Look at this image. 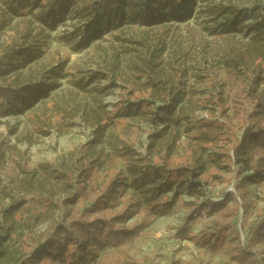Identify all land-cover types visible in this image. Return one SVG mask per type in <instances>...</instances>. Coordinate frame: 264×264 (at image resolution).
I'll return each mask as SVG.
<instances>
[{
    "label": "rangeland",
    "instance_id": "1",
    "mask_svg": "<svg viewBox=\"0 0 264 264\" xmlns=\"http://www.w3.org/2000/svg\"><path fill=\"white\" fill-rule=\"evenodd\" d=\"M96 1L26 0L15 10L0 0V84L26 90L0 113V142L7 159L29 168L19 172L21 189L0 175V264L21 258L13 232L43 233L61 211H74L77 185L95 191L100 213L129 215L125 228L151 218L134 240L89 264H231L234 239H214L203 213L191 236H176L194 203L235 193L239 180L232 150L226 155L225 66L207 48H188L189 29L211 42L233 21L226 34L249 43L264 0H188L182 17L151 24L134 21L128 7L123 19L104 22ZM179 165L194 168L197 191L186 190L184 172H164ZM152 169L162 175L149 200L150 185L133 178ZM248 187L245 230L264 213V190ZM166 198L169 208L158 212ZM34 208L41 216L27 221Z\"/></svg>",
    "mask_w": 264,
    "mask_h": 264
},
{
    "label": "trees",
    "instance_id": "2",
    "mask_svg": "<svg viewBox=\"0 0 264 264\" xmlns=\"http://www.w3.org/2000/svg\"><path fill=\"white\" fill-rule=\"evenodd\" d=\"M23 1L26 0H11L10 7L22 9L25 5ZM95 3L96 9H101L100 18L104 22L123 19L127 7L134 21L147 24L164 20L167 16L182 17L190 11L188 0H98ZM257 17L260 20L255 25V34L245 44L226 34L232 31L235 25L233 21H229L227 28L211 42L204 41L196 29H189L192 37L189 38L188 48H207L208 54L225 66L228 86L225 102L230 110L232 127L231 136L227 138L230 143L226 155L229 149L232 150L239 180L234 183L235 193L224 192L218 200L206 198L200 205L194 203L176 236L184 239L191 236L193 224L201 220L203 213L210 220L214 239L224 236L234 239L231 264H264V213L247 230L244 228L251 215L249 196L252 190L248 186L254 184L259 190H264V92L259 90L264 76V14ZM25 95L24 88L0 84V113H6L18 101H23ZM215 126L219 127L218 124ZM6 150L7 147L0 142V175L4 173L14 187L24 188L19 172H29V168L21 164L13 154L7 159L4 156ZM173 171L184 172L187 191H197L200 182L192 181L196 176L194 168L179 165L176 169L164 170L168 176ZM161 175L157 169L143 170L133 178V184L138 187L150 185L144 190L145 197L150 200L158 195L159 183H155ZM95 194L94 190L86 186H74V192L69 197L75 208L72 213L61 211L58 220L43 233L31 230L13 232L21 252V258L16 264H89L95 260L99 251L107 247L123 246L134 240L151 222V218H142L130 228H125L121 223L129 215L100 213ZM161 203L162 210L158 212L163 211V208L168 209L171 201L166 198ZM4 211L9 212V215L12 213V210ZM41 214L40 210L30 209L27 221ZM40 234L48 238L42 241ZM241 235L244 236L243 240Z\"/></svg>",
    "mask_w": 264,
    "mask_h": 264
}]
</instances>
